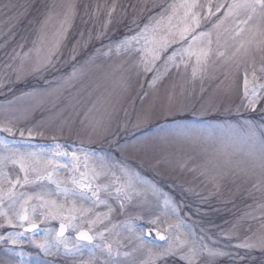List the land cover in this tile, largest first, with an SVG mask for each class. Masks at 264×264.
Instances as JSON below:
<instances>
[{"label": "rangeland", "instance_id": "1", "mask_svg": "<svg viewBox=\"0 0 264 264\" xmlns=\"http://www.w3.org/2000/svg\"><path fill=\"white\" fill-rule=\"evenodd\" d=\"M174 2L179 0H0V124L10 122L15 131L14 136L0 132V138L21 142V151L42 153V160L57 151V144L69 153L84 148L96 155L87 158L85 169V154L77 152L80 171L87 170L89 179L92 169L101 173L92 181L101 188L100 201H77V207L89 211L75 213V220H62L61 216L45 219L41 214L47 209L40 206L41 201H29V215L36 206L39 227L35 236L24 233L22 244H12L7 235L23 232V228L13 229L0 217V237L5 238L0 240V264H20L21 260L23 264H105L106 251L95 248L92 256L83 247L86 242L75 238L82 229L92 235L109 229L103 240L96 236L88 248L111 244L112 259L119 264H187L182 253L150 259L149 250L163 251L168 240L145 236L147 229H156L166 238H183V226L179 231L176 228L180 221L191 226L198 237H205L209 247L227 253L215 258L202 256L196 264H264V247L236 246L264 236V173L248 160L247 148L239 139L226 149L228 155L218 142L231 129L246 131L245 121L251 122L257 133L264 126V99L253 111L246 107L244 97L246 70L251 80L254 66L259 82L264 83L258 71L264 66V52L252 47L247 56L239 55L235 60L213 55L207 70H197L194 77L195 57L184 56L186 67L177 56L179 67L169 63L165 71L167 57L184 41L162 51L148 72L141 63L145 54L135 50L143 42L117 50L121 41L154 23L151 18H158L162 9ZM230 2L198 0L200 28L196 31L211 29ZM68 3L75 5V15L61 36L60 21ZM220 4L224 7L216 12ZM232 27L229 20L220 30V51L226 56H231L234 48L224 29ZM212 39L215 50V32ZM37 63L43 66L33 71ZM157 72L160 77L153 83ZM177 125L211 131L216 139L193 142L160 138ZM68 158L55 157L60 162ZM32 166H28L30 179L35 177ZM122 167L138 173L148 184L126 176ZM3 171L13 182L19 178L23 183L25 173L19 164L7 163ZM70 174V169L62 168L54 179L64 181ZM65 186L72 187L61 184ZM15 191L33 197L41 191L52 193L45 198L63 204L64 216L72 207V200L56 195V185L47 180L16 185ZM165 200L170 202L168 206ZM172 207L176 208L175 215ZM3 210L15 218L7 199ZM157 218V223H149ZM62 222L68 231L59 239L73 252L80 246L82 254H68L63 243L51 248L48 255L35 246L44 242L46 233L48 240L56 241ZM139 235L146 241L143 246ZM117 250L119 256L115 255ZM19 252L23 257L15 254Z\"/></svg>", "mask_w": 264, "mask_h": 264}, {"label": "snow or ice", "instance_id": "2", "mask_svg": "<svg viewBox=\"0 0 264 264\" xmlns=\"http://www.w3.org/2000/svg\"><path fill=\"white\" fill-rule=\"evenodd\" d=\"M201 7L198 4V0H179V2H174L168 4L162 9L159 13L158 18H151L154 23H149L143 26V28L131 37L125 38V40L120 42L118 49L120 47L127 48L129 44L135 42V44H141L142 47L135 49L143 54L141 63L144 66V71H152L155 65V61L160 58V53L165 51L172 43H177L178 41H184L185 43L181 44L179 48L175 49L171 55L167 57L165 62V71H167L168 64L172 66L179 67L176 63L177 56L180 57L181 62L185 63L187 67V62L184 61V56H187L189 59L195 57V67L193 68V76L195 77L197 70L201 73L207 70V67L210 62V57L215 55L219 57H225L228 60H235L237 56L243 55L247 56L249 50L252 47H255L258 51L264 52V0H231L230 3L226 5V11L222 18L218 19L215 22L211 29L201 30L197 32L196 30L200 28V11L197 9ZM221 7H224L223 4L217 5L215 11L219 12ZM211 13V9H209ZM214 14V13H212ZM75 15V5L68 3L64 5L63 19L60 21L59 34L62 36L66 33L67 28L70 27L71 20ZM111 15V13H109ZM231 20L234 27L228 29L225 28L224 32L227 33V39L233 41L232 47L234 51L231 53V56H226V53L220 51L221 43V28L225 22ZM213 32L216 33L215 43L217 48L214 50L212 48ZM159 34V35H158ZM57 42V47H58ZM227 41H225V45ZM47 62H50L47 61ZM42 63H37L33 67V71H38L42 67ZM23 71L21 65L17 69L18 78L19 73ZM255 67L253 66V71L251 74V80L248 79L247 70L245 71L244 79V97L247 100L246 107L251 108L255 111V106L260 99H264V83H260V77L256 76ZM258 71L261 74V77H264V66H261ZM75 71L73 72V75ZM160 77V73L157 72V75L153 77V83ZM251 84V89L249 85ZM248 125L247 130L240 132L236 129H231L228 133L223 134L222 138L219 139V143L222 145V149L225 150V155H228L226 149L233 146L236 143V140L239 139L240 143L246 146L247 151L245 155L248 160L260 168L261 172L264 173V126H261L259 133L252 126L251 122L245 121ZM0 132L7 133L10 136L15 135L13 127L9 123L0 124ZM20 135L23 136V130L20 131ZM29 135H32L31 130H29ZM176 139H185L196 142L200 139L213 140V132L204 131L190 128L186 125H177L174 129L167 130L165 135L160 137L161 139L168 138ZM21 142L12 140L9 141L4 138H0V217H4L9 227L23 228V232H9L7 239L12 242V244H22L24 241L21 240V237L26 232L33 233V236L36 235L37 224L35 222L36 215V206L32 207V215H29L28 202L32 199H39L41 201V207L47 209V212L41 214L43 218L47 219L51 217L55 219L57 216H61L62 220L66 219L72 221L76 219L75 213L81 215L85 214L89 209L83 207H77V201H92L93 203L99 202V192L101 190L99 185L93 186L92 181L97 179L100 172H97L95 169H92V178L89 179V173L87 170L80 171V157L77 155V152L85 154V163L84 168H88L86 163L88 157H94L96 154L88 152L84 148L74 149L70 153L66 150L61 151V146L57 144L55 147L57 151L52 156L44 157L41 159L42 153H37L35 151H21L18 144ZM119 147V146H118ZM69 157L63 162L56 160L55 157ZM101 160V169L105 168L104 158L100 157ZM7 163L19 164L20 170L25 173L23 183L17 178L14 182L11 180L7 174L3 171L4 166ZM29 165L31 171L35 173V177L30 179ZM36 165H42V167H37ZM116 166V165H112ZM62 168H67L71 170V174L67 177L66 180L60 181L54 179L58 172ZM121 170L126 176L135 177L142 184H148L147 181L139 177L138 173L132 172L126 167H122ZM79 172V175L77 173ZM42 180H47L50 183L56 185V195H63L65 200H72V207L67 209L69 215L64 216L63 212L65 206L63 204H57L55 200L46 199L45 196H51L52 193H44L41 191L35 197L27 195L26 193H16V185L24 187V185L29 183H37ZM71 184L72 187H61V184ZM7 185V187H5ZM155 191V186H151ZM120 191V189H117ZM23 202L21 199L24 197ZM8 200V208L14 213V217L10 216L7 212L3 210L4 201ZM169 201L165 200V205H169ZM17 205H19V210H17ZM123 207V205H121ZM173 215L176 214V208L172 207L170 209ZM99 220V217H97ZM93 221L92 223H95ZM157 220H150L149 223H157ZM3 225H0L2 227ZM181 226L184 229V236H175L174 238H166L161 235L159 231L156 233V238L159 240H168V245L163 251L152 252L149 250L150 259H155L157 256H165L173 253H182L181 258L187 262V264H196V261L202 257L207 256L209 258H215L220 256H225L227 253L209 247L205 243V237L197 236L195 231L191 226L183 225V221H180V224L176 226L177 231L180 230ZM130 231H135L131 225H127ZM66 230L65 224L62 222L60 224L59 232L57 234L56 241L48 240L47 233L44 237V242H37L35 246L44 252L45 255H48L50 249L53 247L59 246L63 243L65 245L66 252L68 254H82V248L77 246L73 252L67 247V242L65 240L59 239L64 236ZM105 231H110L109 229H104L97 232L94 235H90L88 232L80 231L77 235V240L86 242L83 247L86 248L90 255H95V248H100L107 252L108 259L105 261V264H119V261L113 260V249L112 245L108 243L96 244L92 248H88V245L93 244V240L96 236H99L101 240L104 239ZM143 232V230H140ZM151 230H149L150 232ZM4 237H0V240H4ZM30 240L32 237L29 238ZM137 239L140 241L141 246H143L146 241L143 235L137 236ZM210 239V238H209ZM215 243V241H213ZM237 247L242 248H253V247H264V236H261L257 242H249V239H246L244 242L236 245ZM6 251L11 252V249H6ZM18 256L23 257V253H15ZM116 256H119V251L115 253ZM127 255V254H126ZM20 264H23V260L20 261ZM91 264V261L88 262Z\"/></svg>", "mask_w": 264, "mask_h": 264}, {"label": "water", "instance_id": "3", "mask_svg": "<svg viewBox=\"0 0 264 264\" xmlns=\"http://www.w3.org/2000/svg\"><path fill=\"white\" fill-rule=\"evenodd\" d=\"M37 226H38V225H37ZM65 226H66V225H65ZM38 227H39V226H38ZM38 227H37V229H38ZM59 228H60V225H59ZM67 229H68V228H67V226H66V230H65V232H64V236H65V234L67 233ZM81 231H85V232H88V233L90 234V232L87 231V230H81ZM58 232H59V230H58ZM79 232H80V231H79ZM79 232H78V233H79ZM153 232H154V233H157L156 230H154ZM78 233H77L76 236H75L76 239H77V235H78ZM57 234H58V233H57ZM90 235H91V234H90ZM146 235H147V237H150L151 233H150L149 231H147V232H146ZM161 235H163V234L161 233ZM163 236H164V235H163ZM60 238H61V237H60Z\"/></svg>", "mask_w": 264, "mask_h": 264}]
</instances>
